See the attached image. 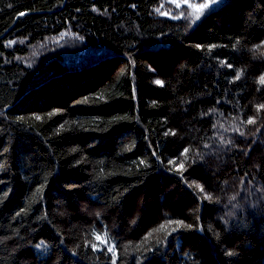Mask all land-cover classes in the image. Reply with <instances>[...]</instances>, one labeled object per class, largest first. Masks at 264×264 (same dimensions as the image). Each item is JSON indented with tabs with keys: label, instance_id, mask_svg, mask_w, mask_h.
I'll return each instance as SVG.
<instances>
[{
	"label": "trees",
	"instance_id": "obj_1",
	"mask_svg": "<svg viewBox=\"0 0 264 264\" xmlns=\"http://www.w3.org/2000/svg\"><path fill=\"white\" fill-rule=\"evenodd\" d=\"M173 1L0 0V264H264V0Z\"/></svg>",
	"mask_w": 264,
	"mask_h": 264
},
{
	"label": "rangeland",
	"instance_id": "obj_2",
	"mask_svg": "<svg viewBox=\"0 0 264 264\" xmlns=\"http://www.w3.org/2000/svg\"><path fill=\"white\" fill-rule=\"evenodd\" d=\"M221 1H222V0H216V3H214V4H210L208 8H211V7H213V6L217 5V4H219ZM173 2L175 3L176 7L179 8V9H181V8H183V7H189V9H190L189 12L192 13V9H191V7H190L191 4L206 3L207 0H204L203 2H200V3L191 2V1H189V0H188L187 3H185L184 1H180V0H174ZM208 8H207V9H208ZM205 10H206V9H205ZM181 12H182V11H181ZM184 13H185V12H183V14H184ZM167 15H168L169 17H172V16L169 15V14H167ZM180 15H182V14H180ZM100 237H101L100 240H97V239H96V247H97L98 249L106 248L107 250H108L109 248H112V251H110V252L114 254V253H115L114 244H113L112 242H110L105 236H100Z\"/></svg>",
	"mask_w": 264,
	"mask_h": 264
},
{
	"label": "snow or ice",
	"instance_id": "obj_3",
	"mask_svg": "<svg viewBox=\"0 0 264 264\" xmlns=\"http://www.w3.org/2000/svg\"><path fill=\"white\" fill-rule=\"evenodd\" d=\"M184 2L187 3L188 0H184ZM214 3H216V0H207L206 3L191 4V5H190V7H191V9H192V13H191V15L195 16L196 19H199L200 14H201L205 9H207V8L209 7L210 4H214ZM163 15H167V13H163ZM237 78H238V77H237ZM260 82H261L262 84H264V77H261ZM156 84H158V85H162L163 82L160 81V80H157V81H156ZM37 119H39V117H37ZM248 123H253V121L250 119V120L248 121ZM181 167H183V165H181ZM201 191H203L202 188H201ZM209 198H210V197H209ZM177 224L180 225V226H182V225H183V222H182V221H178ZM188 227H190V226H188ZM173 230L175 231V229H173ZM96 239H97V240H100L101 237H100V236H97ZM108 251H112V248H109Z\"/></svg>",
	"mask_w": 264,
	"mask_h": 264
},
{
	"label": "water",
	"instance_id": "obj_4",
	"mask_svg": "<svg viewBox=\"0 0 264 264\" xmlns=\"http://www.w3.org/2000/svg\"><path fill=\"white\" fill-rule=\"evenodd\" d=\"M21 17H24V15H22ZM21 17H20V18H21Z\"/></svg>",
	"mask_w": 264,
	"mask_h": 264
}]
</instances>
